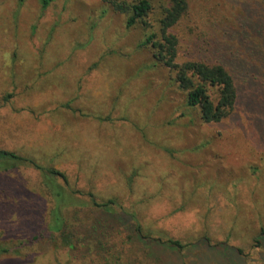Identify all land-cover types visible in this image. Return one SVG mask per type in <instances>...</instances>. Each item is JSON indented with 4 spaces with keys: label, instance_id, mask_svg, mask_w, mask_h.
Here are the masks:
<instances>
[{
    "label": "rangeland",
    "instance_id": "obj_1",
    "mask_svg": "<svg viewBox=\"0 0 264 264\" xmlns=\"http://www.w3.org/2000/svg\"><path fill=\"white\" fill-rule=\"evenodd\" d=\"M187 1L173 28L181 45L212 34L241 50L230 118L203 123L139 47L142 25L127 27L102 0H52L44 11L39 0H0V148L58 168L98 200L118 198L151 236L185 247L149 256L132 245V264H264V145L251 136L264 139V0ZM2 179L33 217L50 209L37 171ZM2 216L1 244L33 238L15 212ZM0 264L83 263L53 236Z\"/></svg>",
    "mask_w": 264,
    "mask_h": 264
},
{
    "label": "trees",
    "instance_id": "obj_2",
    "mask_svg": "<svg viewBox=\"0 0 264 264\" xmlns=\"http://www.w3.org/2000/svg\"><path fill=\"white\" fill-rule=\"evenodd\" d=\"M52 0H39L44 11ZM158 18L153 26L148 16L153 12V0H102L106 9L125 16L127 27L141 24L144 34L139 47H148L155 66L164 67L170 74V82L185 93L186 105L197 108L203 123L222 122L230 118L240 104L238 57L241 50L223 43L214 35L202 34L185 41L173 28L188 13L187 0H156ZM264 33V25L256 22ZM263 26V28H261ZM264 83V82H263ZM255 143L263 138L251 135ZM19 169L38 172L42 188L52 205L45 215L38 209L35 217L26 204L8 191L3 180L0 185V217L16 214L19 229L34 231L30 241L5 246L0 243V255L19 250L39 237L56 236L68 248L70 255L83 264H132L128 251L132 245L153 254L154 248L184 249L177 239L155 238L145 230L136 213L119 203L118 198L98 200L92 193L71 188L65 173L52 165L42 164L33 158L21 156L16 151L0 148V176ZM6 182V183H5ZM25 206V207H24ZM27 215H31L26 217ZM24 221V222H23ZM23 222V223H22ZM37 223L38 226H33Z\"/></svg>",
    "mask_w": 264,
    "mask_h": 264
}]
</instances>
